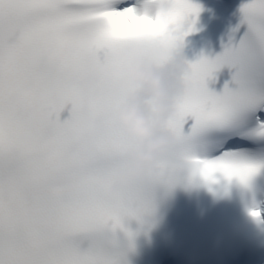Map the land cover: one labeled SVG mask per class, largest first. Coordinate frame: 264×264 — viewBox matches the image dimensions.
<instances>
[{
    "label": "snow or ice",
    "instance_id": "6c2138e0",
    "mask_svg": "<svg viewBox=\"0 0 264 264\" xmlns=\"http://www.w3.org/2000/svg\"><path fill=\"white\" fill-rule=\"evenodd\" d=\"M200 11L192 0H145L139 13L133 0H0V264H127L128 224L150 223L159 189L218 174L248 187L264 169V0L242 5L238 45L190 62ZM125 48L158 67L183 54L185 70L159 174L115 191L132 147L114 118ZM225 67L236 87L217 94L209 82Z\"/></svg>",
    "mask_w": 264,
    "mask_h": 264
},
{
    "label": "clouds",
    "instance_id": "9594fccd",
    "mask_svg": "<svg viewBox=\"0 0 264 264\" xmlns=\"http://www.w3.org/2000/svg\"><path fill=\"white\" fill-rule=\"evenodd\" d=\"M169 8L165 3L162 11L167 13ZM123 55L130 63L116 70L120 77L118 91L124 102L114 112V118L132 147L126 154L129 166L117 173L115 191L132 182L146 185L149 176L159 174L158 161L176 143L168 130V121L174 114L175 97L183 91L180 76L185 70L183 54H178L168 67H158L148 58L136 57L131 48H125Z\"/></svg>",
    "mask_w": 264,
    "mask_h": 264
},
{
    "label": "bare ground",
    "instance_id": "6f19581e",
    "mask_svg": "<svg viewBox=\"0 0 264 264\" xmlns=\"http://www.w3.org/2000/svg\"><path fill=\"white\" fill-rule=\"evenodd\" d=\"M140 12H143V4H141Z\"/></svg>",
    "mask_w": 264,
    "mask_h": 264
}]
</instances>
